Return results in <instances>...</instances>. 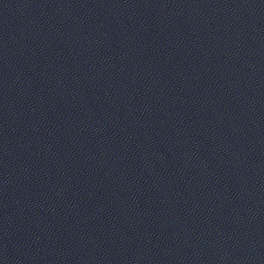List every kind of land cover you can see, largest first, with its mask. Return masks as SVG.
<instances>
[{
  "label": "water",
  "instance_id": "1",
  "mask_svg": "<svg viewBox=\"0 0 264 264\" xmlns=\"http://www.w3.org/2000/svg\"><path fill=\"white\" fill-rule=\"evenodd\" d=\"M0 264H264V0H0Z\"/></svg>",
  "mask_w": 264,
  "mask_h": 264
}]
</instances>
